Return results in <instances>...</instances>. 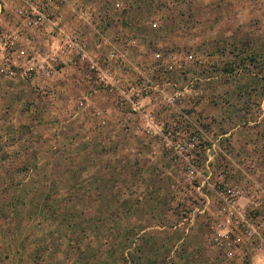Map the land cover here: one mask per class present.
Masks as SVG:
<instances>
[{"label": "rangeland", "instance_id": "rangeland-1", "mask_svg": "<svg viewBox=\"0 0 264 264\" xmlns=\"http://www.w3.org/2000/svg\"><path fill=\"white\" fill-rule=\"evenodd\" d=\"M115 1L112 10L122 17H101L95 29L83 31L91 51L115 44L136 64L176 60L170 76L181 97L176 107L158 101L159 114L197 134V179L209 170L214 184L264 194V0ZM130 6L134 16L126 18ZM6 22L0 30H12L16 19ZM73 58V68L59 61L29 82L0 80V264H229L233 258L223 249L210 247L211 224L202 223L200 234L195 223H181L182 211L196 202L198 180L158 136L123 130L140 144L107 145L115 154L102 157L100 167L112 177L103 174L102 191L95 192L92 181L83 189L82 177L94 170L89 157L95 153L67 144L51 148L45 122L62 120L69 106L62 74L72 80L64 86L69 107L77 106L81 90L106 92ZM78 74L86 81L79 84ZM213 199L220 209L216 193ZM249 211L262 215L264 205ZM198 244L221 257L197 255Z\"/></svg>", "mask_w": 264, "mask_h": 264}, {"label": "built area", "instance_id": "built-area-1", "mask_svg": "<svg viewBox=\"0 0 264 264\" xmlns=\"http://www.w3.org/2000/svg\"><path fill=\"white\" fill-rule=\"evenodd\" d=\"M11 3L16 16V29L0 30V80L32 81L61 61L62 56L74 55L80 64L88 68L97 87L114 97L121 114L119 126L122 130L136 127L142 133L158 136L171 158L185 160L189 178H198V163L192 151L198 143L197 134L185 131L175 121L165 120L156 108L158 101L176 107L181 97L177 83L170 76L178 67L176 60H160L155 64L141 60L136 64L127 58L120 46L106 52H93L79 30H67L63 25L62 0H11ZM6 7V0H0V22ZM45 26L58 31L60 41L56 47L50 46L44 53H39L22 39L20 33L25 29L39 30ZM131 43L129 41L128 45ZM86 106L87 100H81L77 110H84ZM94 113L98 118L97 129L102 131L107 120L100 111ZM211 176L212 172L208 170L206 176L197 179L196 186L200 191L208 186L221 200L219 215L210 222V247L223 249L231 259L248 241L254 253H264V214L257 216L251 213L248 205L241 201L248 190L229 186L224 181L214 184ZM262 205L264 202L257 204L258 208ZM204 212L205 208L199 207L184 210L181 223L193 222L197 214ZM244 264L258 263L250 259Z\"/></svg>", "mask_w": 264, "mask_h": 264}, {"label": "crops", "instance_id": "crops-1", "mask_svg": "<svg viewBox=\"0 0 264 264\" xmlns=\"http://www.w3.org/2000/svg\"><path fill=\"white\" fill-rule=\"evenodd\" d=\"M113 1L114 0H62L60 9L63 17V25H65L67 30L76 28L81 32L82 36L89 42V44L93 43L90 41V38H88L89 34L88 36H86L84 32H87V30H91V27L95 29L96 24L99 23L98 20L101 21V17L111 18L112 22L114 18L117 20L118 18L122 17V14H116L112 10L113 3H115V5H118L120 2L118 1L113 2ZM6 4L7 6H9V8L6 9L5 15L3 16L1 22H4V24L8 25L7 22L5 23V21H7V19H9L11 16L16 19V16L14 15V11L12 9L11 0H6ZM132 7L133 6H130V8L129 7L126 8L127 12H124L126 18L128 16H134L133 14L134 8ZM93 18L95 20H93ZM94 23H95V27H93ZM15 29H16V24L12 30ZM27 31L28 33L30 32L29 35L31 36L29 40L27 39L28 37ZM20 34L22 39L25 40L27 43H29L32 46V48L39 53H44L50 46L56 47L58 45V42L60 41V35L58 31L56 30L54 31L49 26H45L39 30L25 29L21 31ZM41 40L47 41L48 44L44 47H39V45L42 46V43L40 42ZM34 44H36L37 46L35 47ZM96 45L100 47L101 42L99 43L97 42ZM113 47H115V44H112L111 48ZM95 52L98 53L100 51L98 50ZM61 61L64 62L67 67H72V68H73V63L76 62L75 59L73 58V55L71 54L62 56ZM45 74H48L47 70L43 71L38 76L42 78L44 77ZM78 76L79 77L75 79H77L79 84H81L82 81H86V79L82 78L83 76L81 77L79 74ZM62 77H64L62 78V80H64V86H66L65 81L72 82V80H70L69 77L64 76L63 74ZM64 86H63V91H61V94L65 98L67 102L66 104L70 106L73 101L71 97V91L69 87L64 88ZM78 99L79 101L84 99L87 100V106L84 108V110H77V106H74L75 104L73 103L71 107L69 106L67 107L68 109L65 114L66 115L65 118L59 121L51 120L50 123H47V121L45 122L46 127L47 128L49 127L50 129L48 144L51 146L52 149H58L59 147L61 146L64 147L66 146L65 144H67V146H71V147L77 146L80 150L79 151L80 154L95 153L94 156L89 157V159H91V162L93 163V166L95 167L94 170H92V172H90L89 174L87 173L82 174V177L84 179L83 189L87 187L86 185L88 182L92 181L91 189L94 192L102 191L103 185L100 183L101 179L104 178L105 175L107 177H112V175L110 173H107L106 170L105 171L102 170L100 165L105 166V164L101 162L102 161L101 159L102 157L110 158L115 154L114 152L115 150L108 151L107 145L108 144L121 145V141L125 142L126 139H129L128 140L129 143H125L127 145H131V144L139 145L140 143L138 142L136 143L135 138H129L130 136L125 134L123 130L120 128V126L117 124L119 122V120H117L118 119L117 115L120 114V112L118 111L116 102L114 101V97L111 94L96 90V88L93 86L92 88H90V90L87 89L86 91L83 92L81 90ZM155 105L157 106V102H155ZM156 108L158 111H161V108H159V106ZM95 111H100L104 115L105 120H107V124L105 127L102 128V131H99L97 129L98 118L94 113ZM89 115H92L93 117H89ZM34 121L36 120H33V122ZM39 121H43V120H39ZM120 130H122L125 136L122 135V132H120ZM82 132H84V134L81 135ZM66 136L69 138L66 139L65 138ZM106 149L108 152L104 151ZM154 154L155 152H152L150 156L152 157ZM88 189L89 186L87 187V190ZM150 189H153L152 186H150ZM109 192H111L110 189ZM192 192L194 193L193 199L196 201L193 204L192 209L198 207L206 209L205 213L197 215V217H195V219L193 220V223H195L193 232L201 234L200 232L201 224L207 222V224L209 225L211 221L216 219V217L219 214L218 211L219 208L217 202L213 199L215 192L212 189H210L208 186L204 187L201 191L197 187H193ZM204 192L205 194H203ZM241 201L244 204L248 205L250 209L256 207L258 208L257 204L264 202L263 190L261 189L258 190L256 187H251V189H248V193L242 198ZM153 219H154L153 221L156 222V219L155 218ZM200 239L201 238L199 237L197 239V242H199ZM203 250H205V252L208 253L209 256L215 255V257L217 258L221 257L219 254H216L217 252L213 253L214 250L211 251L208 248L207 249L204 248V245H200V244L196 245L195 253L197 255L200 256L199 253H201ZM246 257H251L250 259L255 260L260 264L262 261L264 262V253L254 254L251 249V246L245 245V247L240 246V248L236 253V256L232 259V261L229 262V264H244L245 262L244 260L246 259Z\"/></svg>", "mask_w": 264, "mask_h": 264}]
</instances>
